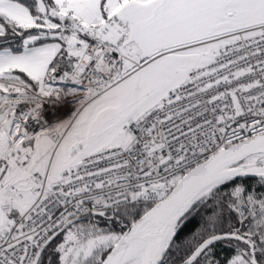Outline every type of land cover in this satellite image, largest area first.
Listing matches in <instances>:
<instances>
[{"label": "snow or ice", "instance_id": "6c2138e0", "mask_svg": "<svg viewBox=\"0 0 264 264\" xmlns=\"http://www.w3.org/2000/svg\"><path fill=\"white\" fill-rule=\"evenodd\" d=\"M0 264H264V0H0Z\"/></svg>", "mask_w": 264, "mask_h": 264}]
</instances>
